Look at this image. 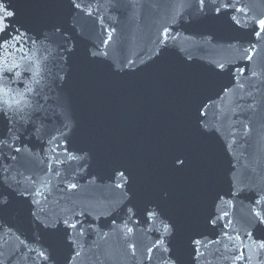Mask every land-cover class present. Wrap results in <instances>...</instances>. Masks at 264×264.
Returning <instances> with one entry per match:
<instances>
[{
    "label": "water",
    "instance_id": "1",
    "mask_svg": "<svg viewBox=\"0 0 264 264\" xmlns=\"http://www.w3.org/2000/svg\"><path fill=\"white\" fill-rule=\"evenodd\" d=\"M4 4L0 264H264V0Z\"/></svg>",
    "mask_w": 264,
    "mask_h": 264
},
{
    "label": "snow or ice",
    "instance_id": "2",
    "mask_svg": "<svg viewBox=\"0 0 264 264\" xmlns=\"http://www.w3.org/2000/svg\"><path fill=\"white\" fill-rule=\"evenodd\" d=\"M200 3L203 4L204 0H200ZM76 6L79 7V5H76ZM4 7H5L4 0H0V8H4ZM217 11H219V9ZM13 15H14V13L11 11H3L2 13H0V17H2L4 19H7ZM259 23L261 24L262 27H264V20H260ZM4 30H5L4 27L0 26V31H4ZM259 35H260V33H257V36H259ZM222 67H223V65H221V68ZM0 88H2V85H0ZM17 151H19V149H17ZM180 163L182 165L183 161H180ZM72 187H75V185H72ZM256 203L260 204L261 201L257 200ZM253 215H254V218L256 219L257 226L264 224V215H261V213H259V212H254ZM66 223H67V221H66ZM69 227L74 228L75 225H69Z\"/></svg>",
    "mask_w": 264,
    "mask_h": 264
}]
</instances>
